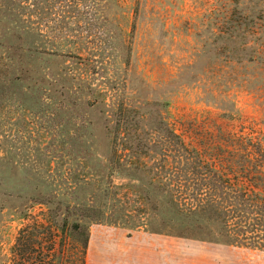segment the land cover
Returning a JSON list of instances; mask_svg holds the SVG:
<instances>
[{
	"label": "rangeland",
	"instance_id": "374dc122",
	"mask_svg": "<svg viewBox=\"0 0 264 264\" xmlns=\"http://www.w3.org/2000/svg\"><path fill=\"white\" fill-rule=\"evenodd\" d=\"M51 3L43 16L29 9L40 54L21 76L28 93L15 88L25 108H0V264H25L12 247L25 215H39L42 170L61 181L67 161L49 168L48 144L68 121L69 134L98 141L119 193L148 203L131 207L135 216L162 220L166 186L194 169L264 167V0H94L92 10L66 7V19L58 12L62 22ZM156 228L92 225L86 264H264V251Z\"/></svg>",
	"mask_w": 264,
	"mask_h": 264
},
{
	"label": "trees",
	"instance_id": "16d2710c",
	"mask_svg": "<svg viewBox=\"0 0 264 264\" xmlns=\"http://www.w3.org/2000/svg\"><path fill=\"white\" fill-rule=\"evenodd\" d=\"M49 1L52 2V13L57 11V17H53L56 22L67 18L64 9L69 5L86 8L91 3L89 10L95 9L94 0ZM41 3L43 0H0V70L3 73L0 77V108L3 111L24 107V100H27L15 88L20 86L23 89L24 85L19 84L23 81L21 76L30 72L29 64L32 63L29 59L40 54L31 39L35 31L29 25L34 13L30 15L29 9L33 6L35 10L32 12L43 16L46 11L39 7ZM58 12L64 13L65 18H60ZM48 46L55 44L49 43ZM257 57H251V61L255 62ZM23 90V95L28 93L27 88ZM120 124L118 121L117 126ZM66 125L59 142L50 140L48 146L51 152L47 155L49 168L59 160L67 161L64 171L58 175L61 181L58 187L52 186L55 183L54 172L51 169L42 170L46 179L49 176L47 183L40 186L46 191H39L38 197L31 199L32 205L40 208L39 215H30L29 212L25 215L27 222L19 229L12 247L20 262L86 264L90 228L94 224L128 230L141 227L148 230L157 224L156 231L159 233L264 251V167L240 165L228 172L214 165L204 170L194 169L184 175L187 179L183 186H166L170 206L166 205V211L160 207L162 220L157 216H135L138 210L131 207L139 205L148 208V203L128 199L129 194L119 193L123 187L115 182L117 171H105L109 165L107 157L99 151L100 145L94 149L98 141L85 133L78 136L69 134L71 121ZM81 125L76 123V128ZM118 138L117 132L110 133L111 148H115ZM55 145L56 150L66 154L54 155ZM90 163H93L92 167ZM90 168H94L93 171ZM168 175L175 177L176 174L171 171ZM232 177L240 182L233 183ZM159 203L162 206L166 201Z\"/></svg>",
	"mask_w": 264,
	"mask_h": 264
}]
</instances>
